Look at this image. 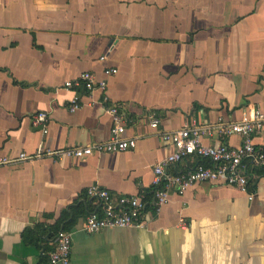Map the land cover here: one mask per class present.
Listing matches in <instances>:
<instances>
[{
    "label": "crops",
    "instance_id": "obj_1",
    "mask_svg": "<svg viewBox=\"0 0 264 264\" xmlns=\"http://www.w3.org/2000/svg\"><path fill=\"white\" fill-rule=\"evenodd\" d=\"M83 72L105 89L63 88ZM74 95L80 107L71 111ZM114 104L134 148L0 170V264H51L62 231L71 233L69 264H264L261 170L249 174L247 192L210 182L170 190L158 211L147 206L142 227L82 229L90 212L103 211L89 187L108 190L114 203L150 192L153 165L174 151L162 133L239 122L247 109L264 114V0H0V155L106 142ZM39 112L45 127L33 123ZM263 137L254 136L256 146ZM196 163L209 162L192 155L170 170Z\"/></svg>",
    "mask_w": 264,
    "mask_h": 264
},
{
    "label": "built area",
    "instance_id": "obj_2",
    "mask_svg": "<svg viewBox=\"0 0 264 264\" xmlns=\"http://www.w3.org/2000/svg\"><path fill=\"white\" fill-rule=\"evenodd\" d=\"M101 60L104 57L100 58ZM116 68H106V76L115 74ZM82 87L85 91L93 89L104 90L106 81L96 80L91 72H83L78 77L66 80L63 88L66 90ZM80 107V99L74 95L70 99L69 109L74 111ZM111 116L110 136L106 142H97L85 146L70 147L52 150L40 144L35 153L28 155L24 152L18 156L10 157L0 155V170L11 164L34 160L38 158L68 157L83 160L94 154L125 152L136 146L133 138H124L125 118L122 106L114 104L106 108ZM150 126L157 128L159 120L153 113ZM34 124H42L45 127L47 115L39 112L33 117ZM264 131V114L257 109H247L239 122L219 123L215 126L191 125L170 133H162L163 141H170L174 151L166 155L153 165V190L151 192L140 191L136 195L120 196L116 202L108 190L93 185L87 189V193L97 198L103 211L90 212L83 224L82 229L88 234L98 232L106 228L142 227L145 224L144 212L148 205L159 210L162 205L169 201L170 190L183 195L191 186L200 182L220 183L248 191V176L255 170L264 172V137L262 144L256 146L254 136ZM46 132V131H44ZM227 137L238 136L241 140L237 146H228L221 143L217 146L204 145L202 139L211 136ZM196 155L200 159L208 160V165L196 163L187 172H173L172 166H177L183 159ZM147 195L151 196L148 200ZM253 195H249L251 200ZM56 247L49 253L51 264H69L71 253V233L59 232L55 237Z\"/></svg>",
    "mask_w": 264,
    "mask_h": 264
},
{
    "label": "trees",
    "instance_id": "obj_3",
    "mask_svg": "<svg viewBox=\"0 0 264 264\" xmlns=\"http://www.w3.org/2000/svg\"><path fill=\"white\" fill-rule=\"evenodd\" d=\"M207 161V160H206ZM249 183V182H248ZM151 190H153V188L151 189ZM151 190H150V192H151Z\"/></svg>",
    "mask_w": 264,
    "mask_h": 264
}]
</instances>
